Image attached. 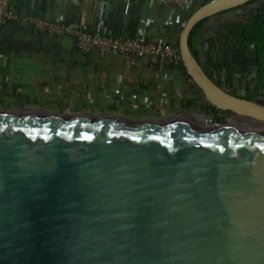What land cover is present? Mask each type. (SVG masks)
<instances>
[{
    "label": "water",
    "instance_id": "water-1",
    "mask_svg": "<svg viewBox=\"0 0 264 264\" xmlns=\"http://www.w3.org/2000/svg\"><path fill=\"white\" fill-rule=\"evenodd\" d=\"M248 1H204L176 43L205 115L264 124V95L218 85L187 41ZM0 264H264V126L0 113Z\"/></svg>",
    "mask_w": 264,
    "mask_h": 264
},
{
    "label": "crops",
    "instance_id": "crops-1",
    "mask_svg": "<svg viewBox=\"0 0 264 264\" xmlns=\"http://www.w3.org/2000/svg\"><path fill=\"white\" fill-rule=\"evenodd\" d=\"M258 3L264 4V0ZM11 4L21 15L91 28L102 20L104 30L118 35L131 36L144 26L148 36L176 43L179 33L178 27L158 25L175 13L157 0L152 6L148 0H11ZM255 7L249 5V9ZM242 8L238 15H212L200 30L197 46L203 69L218 85L235 93L240 84L245 94L253 97L263 93L264 87L257 83L253 46H240L235 40L240 27L254 16L244 22L249 11L244 13ZM142 17L151 22L141 23ZM161 91L171 98L168 111L158 98ZM202 100L201 90L183 65L152 64L141 58L129 72L114 55L80 52L68 36L52 37L13 22L0 27V113L88 114L200 123L210 118Z\"/></svg>",
    "mask_w": 264,
    "mask_h": 264
},
{
    "label": "built area",
    "instance_id": "built-area-1",
    "mask_svg": "<svg viewBox=\"0 0 264 264\" xmlns=\"http://www.w3.org/2000/svg\"><path fill=\"white\" fill-rule=\"evenodd\" d=\"M154 0H148V5ZM161 7L174 11V15H167L158 22L159 26L170 28L178 27L179 30L191 11L206 0H157ZM106 7V3L104 2ZM141 23L151 22L150 18L142 17ZM8 22L17 25L24 24L34 32L43 33L52 37L68 36L75 42L76 48L83 53H94L99 57L114 55L118 61L133 72L139 59L145 58L152 64L168 63L182 65L181 55L177 43L162 39L152 38L147 35L144 26H139L133 35L124 36L111 33L102 27L100 20L96 28L84 24L69 23L64 21L47 20L32 14L21 15L13 8L11 0H0V27ZM159 100L168 111L171 101L166 91H161ZM149 102H145L148 105Z\"/></svg>",
    "mask_w": 264,
    "mask_h": 264
},
{
    "label": "trees",
    "instance_id": "trees-1",
    "mask_svg": "<svg viewBox=\"0 0 264 264\" xmlns=\"http://www.w3.org/2000/svg\"><path fill=\"white\" fill-rule=\"evenodd\" d=\"M254 1L256 0H249L248 2L244 3L242 7ZM210 17H205L197 21L188 34V45L192 54L199 62L201 54L200 49L197 46V42H199L200 30L203 28ZM235 40L240 46H253L257 67V83L260 86H264V7H256L255 14L252 20L240 27L235 35ZM244 96L247 98H251L249 95ZM208 109L211 112H215L216 110H218L213 106H208Z\"/></svg>",
    "mask_w": 264,
    "mask_h": 264
},
{
    "label": "rangeland",
    "instance_id": "rangeland-1",
    "mask_svg": "<svg viewBox=\"0 0 264 264\" xmlns=\"http://www.w3.org/2000/svg\"><path fill=\"white\" fill-rule=\"evenodd\" d=\"M256 2L258 3V0H256ZM256 7H264V4H259L256 6ZM255 8H251L249 9V5H246L244 6L242 9H244V13H246V10L249 11V16H247L244 20V22H247L249 20H251L252 16L255 14ZM249 9V10H248ZM238 15V10L236 12ZM237 20H240L239 18H237ZM243 20V19H242ZM236 48L233 47V51L235 50ZM234 54V53H233ZM232 54V55H233ZM264 87V86H262ZM263 91H264V88H263ZM258 94V93H257ZM257 94H254L253 97H255ZM264 92L263 93H259L260 96H263ZM257 95V96H259ZM222 112H220V116H219V119H216L214 120V122H217L218 124H241V125H249V126H264V124H261V123H258L257 121L255 120H248V119H245V118H242V117H238V116H230L231 113L229 111H226V110H221Z\"/></svg>",
    "mask_w": 264,
    "mask_h": 264
},
{
    "label": "flooded vegetation",
    "instance_id": "flooded-vegetation-1",
    "mask_svg": "<svg viewBox=\"0 0 264 264\" xmlns=\"http://www.w3.org/2000/svg\"><path fill=\"white\" fill-rule=\"evenodd\" d=\"M249 5V4H248ZM244 7V6H243ZM246 95V94H245ZM252 98V97H251ZM208 116H210V119L211 121H214L216 119H219V116H220V112H222L221 110H216L215 112H211L209 109H208ZM232 116V114L230 115ZM220 120V119H219Z\"/></svg>",
    "mask_w": 264,
    "mask_h": 264
}]
</instances>
